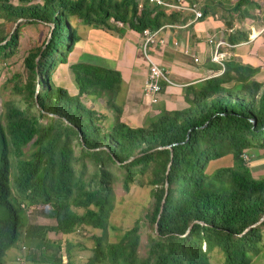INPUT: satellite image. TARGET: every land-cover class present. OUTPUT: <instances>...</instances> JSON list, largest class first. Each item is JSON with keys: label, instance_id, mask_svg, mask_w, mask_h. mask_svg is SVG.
I'll return each instance as SVG.
<instances>
[{"label": "trees", "instance_id": "1", "mask_svg": "<svg viewBox=\"0 0 264 264\" xmlns=\"http://www.w3.org/2000/svg\"><path fill=\"white\" fill-rule=\"evenodd\" d=\"M140 1L0 0V19L13 25L22 20L12 34L0 38V63L17 53L22 24L47 26L49 32L54 25L45 48L48 35L23 59L25 79L13 77L10 91L16 99L1 102L0 264L17 248L13 264H75V251L86 249L67 237L87 227L101 234L92 238L85 264H211L216 251L223 264H251L260 252L264 176L254 178L243 158L264 150V80L256 79L257 69L227 60L221 75L185 88L186 108L148 116L135 128L121 120L120 72L91 62L71 64L75 96L52 80L79 42L73 21L118 35L125 30L140 35L188 20L145 0L139 9ZM228 1L205 0L203 17ZM243 7L257 5L236 0L228 10ZM86 97L103 100L112 112L109 129L103 126L105 116L83 103ZM167 146L172 147L159 149ZM225 158L226 166L208 174L210 162ZM86 162L94 168L88 180L75 167L80 163L84 169ZM112 166L122 172L125 193L144 178L151 188L154 204L145 219L152 233L143 257L141 220L118 241L108 240L118 178ZM37 208L55 225H27L26 214ZM50 232L66 238L63 250L61 243L47 239Z\"/></svg>", "mask_w": 264, "mask_h": 264}, {"label": "crops", "instance_id": "2", "mask_svg": "<svg viewBox=\"0 0 264 264\" xmlns=\"http://www.w3.org/2000/svg\"><path fill=\"white\" fill-rule=\"evenodd\" d=\"M166 1L175 3L177 0ZM253 1L257 7L253 9L243 7L240 12L228 10L233 5L224 3L223 8L218 6L221 8H216L215 12L199 20H194L192 14L180 12L182 17H188L185 24L166 26L161 30L160 36L165 39V45L153 48L149 56L155 64L168 71L173 85L161 83L162 94L160 101L155 105H151L147 97L142 98L143 84L148 71L147 62L139 51V35L130 30H125L123 35L101 33V37L89 36L85 41L79 37V42L68 56V64L64 65L67 66L68 77L71 64L80 61L89 62V60L97 61L98 66L103 64L105 66L101 67L120 72L123 81L121 99L124 102L121 120L134 128L140 127L153 109V114H158L164 110L186 108L188 105L184 99L185 88L221 75L227 60L257 69L255 77L263 81L264 16L259 17V14L264 8V0ZM193 3L198 4V8L203 13L204 3L203 5ZM186 4L190 3L186 2ZM209 40L214 43H224V47L219 49L222 56L220 64L211 60L214 45L210 44ZM81 42H84L83 47L78 46ZM92 45L97 47L94 48ZM195 57L197 62H194ZM107 63H112L113 67ZM71 89L69 94L75 96L76 86L71 85ZM88 101L89 107L92 106L95 110H97L96 104L98 110L101 104L102 106L104 104L103 100L90 98ZM179 103L185 107L179 109L177 107ZM109 116L112 119L111 113Z\"/></svg>", "mask_w": 264, "mask_h": 264}, {"label": "rangeland", "instance_id": "3", "mask_svg": "<svg viewBox=\"0 0 264 264\" xmlns=\"http://www.w3.org/2000/svg\"><path fill=\"white\" fill-rule=\"evenodd\" d=\"M190 1H194V0H190ZM195 2L203 5L205 0H195ZM228 2L231 5L234 4V0H229ZM263 9L264 8H262V13L260 12L259 17L264 16ZM72 25L77 27L79 31V37H81L83 41L87 40L89 36L93 38H99L101 37V33L116 35L114 33L107 32L103 29H95L96 31H94L93 28L79 24L77 20L73 21ZM14 26L15 25H13V23L0 19V38L11 34ZM19 30H20L19 44H18L17 53L7 62L0 63V94H1L0 107L2 100L5 101L9 99H16V96L11 95V91H10V88L14 84L13 77H15L16 75H21L22 80L25 79L26 71L23 66V59L25 58L26 54L30 51V49L39 47L42 44V42L46 39L49 32V28L47 26H43L40 24H30V25L22 24ZM94 41L95 40H93V42ZM82 44L84 45V42H81V45L78 46L83 47ZM92 46L94 48L97 47V45H92ZM152 49L153 47L148 49V55H151L150 53ZM89 62H93L94 64H97V61L94 60H89ZM107 65L113 67L112 63H107ZM101 66H105V65L101 64ZM52 80L57 85L61 84L60 86L65 88L68 92L72 91L71 85L74 86V83L72 77L71 76L68 77L67 66L64 65L58 66V68H56L52 73ZM4 86L6 87V89H4ZM141 95L143 98L144 97L143 92ZM88 99L90 98L86 97L83 98L82 101L86 106L89 107L90 102L88 101ZM95 107L97 109L96 111L102 113L106 118L104 119L103 122L104 128L109 129V126L113 122V119H111V117L109 116L110 113L112 114V112H110V110L106 107L105 103L103 104V106L101 104L99 110L97 108V104ZM177 107L180 109L185 107V105L179 103ZM91 108L93 107L91 106ZM153 111H151L149 116H153L156 114V113L153 114ZM0 151H1V145H0ZM75 151L76 154H78L79 148L76 147ZM249 154H250L248 155L249 160L247 159L246 161L249 165L251 175L254 178L263 177L264 150L250 151ZM227 163H228V158L215 162L214 161L210 162L206 171L209 172L208 174H211L214 171H216L218 168H223L224 166H226ZM75 167L79 172L82 171L85 180H88L90 175L94 171L93 166L89 162L85 163L84 169H82L80 163H77ZM111 170L113 173H115L116 177L118 178L116 179L113 185L114 202H113V211L110 214L107 225L108 240L111 243L118 241L119 237L122 235V233L125 230L133 227V225L137 220H141L140 225H142V227L140 231L141 239H140L139 254L141 257H143L146 255V251H147V236L151 235L152 233L149 221L145 219V215L152 210L154 204V199L151 195V188L147 185V179L144 178V179H139L136 185L132 186L128 193H125L121 186L122 172L117 170L116 167L113 166L111 167ZM26 218H27V225H41L45 227H51L55 225L54 220L48 218L46 211L42 210L41 208H37L36 210H33L31 212L29 211L26 214ZM100 234L101 232L99 230H92L87 227L85 230L80 229L79 232H77L75 235H71L67 237L69 240L82 243L86 249L80 252H78L77 250L75 251L76 254L75 264H85V262L91 255L89 250L94 245L92 238L94 236H99ZM47 236H48L47 237L48 240L61 243L63 250L66 238L62 237L59 234H55L53 232L48 233ZM262 243L263 244L260 252L256 257L252 259L251 264H264V240ZM17 251L18 248L11 250V256L7 258L6 264H13L12 260L14 255L17 253ZM22 251L25 252L23 248ZM221 256L222 255L219 254L218 251L211 253L210 255L211 264H223V260ZM63 263H66L65 257L63 258ZM26 264H30V263L26 262Z\"/></svg>", "mask_w": 264, "mask_h": 264}, {"label": "built area", "instance_id": "4", "mask_svg": "<svg viewBox=\"0 0 264 264\" xmlns=\"http://www.w3.org/2000/svg\"><path fill=\"white\" fill-rule=\"evenodd\" d=\"M143 1V0H141ZM151 5H156L160 8L171 10V11H178V12H185L190 13L193 15L194 20H199L203 18L202 11L198 8V4H186L181 0H177L174 2H169L166 0H145ZM183 4H182V3ZM141 2L138 5V8H141ZM117 27H122L121 23H115ZM166 26L156 30L151 31L149 29L144 30L140 35V44H139V51L144 57L145 61L147 62V76L145 82L143 84V95L147 97L149 103L151 105H155L160 101V97L162 94V85L161 83H165L166 85H173L169 79V73L166 69L159 67L148 55V49L156 48L159 46L165 45V39L160 36L161 30H163ZM167 27H174L173 25H167ZM264 28V26H263ZM210 44L214 45V51L212 53V62L219 63L222 60L221 53L219 49L224 47L223 42H216L214 43L212 40H209ZM198 60L196 57L194 58V62ZM244 160H249L247 155L243 156ZM22 264V263H20Z\"/></svg>", "mask_w": 264, "mask_h": 264}, {"label": "water", "instance_id": "5", "mask_svg": "<svg viewBox=\"0 0 264 264\" xmlns=\"http://www.w3.org/2000/svg\"><path fill=\"white\" fill-rule=\"evenodd\" d=\"M20 22H22V20H19V21L15 24V26H14V28H13V30H12V33L14 32V30L16 29L17 25H18ZM50 27H51V30H50V32H49V34H48L47 40H46V42H45V45L42 47V50H43V49L45 48V46L48 44L49 39H50V37H51V35H52V30L54 29V25L51 24ZM12 33H11V34H12ZM9 39H10V36L7 38V40H9ZM5 42H6V41H5ZM5 42H3L2 44H4ZM42 50H41V51H42ZM40 54H41V53H40ZM39 58H40V55H39L38 58L36 59V63L38 62ZM38 89H39V87L37 86V91H38ZM36 93H37V92H36ZM253 123H254V122H253ZM171 147H172V146H167V147H162V148H159V149H171ZM132 160H134V158L128 160L127 162H124L123 164L129 163V162H131ZM171 160H172V155H171ZM117 164H119V163H117ZM169 165H170V163H169ZM169 165H168V166H169ZM162 204H163V202H162ZM160 210H161V209H160ZM262 221H264V217L261 219V221H260L259 223H261ZM259 223H258V224H259ZM258 224H257V225H258ZM155 228H156V226H155Z\"/></svg>", "mask_w": 264, "mask_h": 264}]
</instances>
